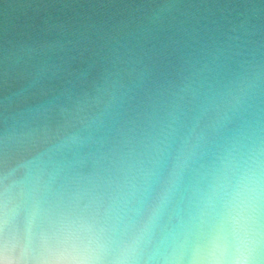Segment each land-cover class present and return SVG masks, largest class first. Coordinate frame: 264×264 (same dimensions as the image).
Masks as SVG:
<instances>
[{
    "label": "clouds",
    "instance_id": "clouds-1",
    "mask_svg": "<svg viewBox=\"0 0 264 264\" xmlns=\"http://www.w3.org/2000/svg\"><path fill=\"white\" fill-rule=\"evenodd\" d=\"M0 264H264V0H0Z\"/></svg>",
    "mask_w": 264,
    "mask_h": 264
}]
</instances>
